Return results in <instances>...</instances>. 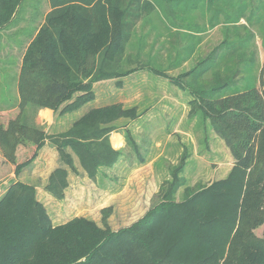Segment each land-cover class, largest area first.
<instances>
[{
	"label": "trees",
	"instance_id": "16d2710c",
	"mask_svg": "<svg viewBox=\"0 0 264 264\" xmlns=\"http://www.w3.org/2000/svg\"><path fill=\"white\" fill-rule=\"evenodd\" d=\"M19 1L0 0V23ZM48 4L24 56L19 112L1 129L0 145L6 161L15 165L14 174L33 161L47 140L60 161L43 186L52 197L64 198L68 171L76 172L73 156L96 187L107 192L122 188L126 171L148 161L147 148L128 129L123 148H114L109 135L119 131L120 119L142 114L136 105L91 107L65 131L51 134L29 123L23 111L78 109L94 99V82L114 78L121 86L123 76L139 69L186 89L190 119L225 140L235 162L223 178L188 184L183 169L189 153L184 151L163 174L149 208L117 229L84 216L52 223L35 187L12 180L0 195V264H264V140L255 158L247 149V137L260 129L264 135V65L258 52V41L264 47V0ZM182 4L205 6L208 28L217 27L220 39L210 43L208 55L174 76L170 68L186 60L192 41L185 39L181 18L170 20L177 25L173 30L161 15L185 13ZM164 6L172 9L163 12ZM27 143L34 151L18 160ZM249 169L255 173L251 181ZM102 211L109 215L108 208ZM259 227L261 234L255 232Z\"/></svg>",
	"mask_w": 264,
	"mask_h": 264
},
{
	"label": "rangeland",
	"instance_id": "374dc122",
	"mask_svg": "<svg viewBox=\"0 0 264 264\" xmlns=\"http://www.w3.org/2000/svg\"><path fill=\"white\" fill-rule=\"evenodd\" d=\"M47 5V0H20L17 7L11 11L10 17L0 23V137L3 136L2 127H6L8 121L15 118L19 112V100L17 99L16 90L19 93L20 71L28 47L40 30L45 12L48 9ZM68 18L70 17L67 16L62 21L56 22V24L60 25L66 22ZM208 33L210 43H216V38L219 37L218 31L211 30ZM258 52L259 63L264 65V47L260 41H258ZM59 70L60 68H58ZM151 79L154 78L150 77V79L145 80L148 82ZM154 80L155 84L156 79ZM134 84L138 85L137 82L128 83L127 79V88H134ZM122 87L117 86L116 88V85L107 87L106 85L104 89H110L111 94L107 98L99 100V102L88 105L83 111L79 110L83 105L75 109V111L79 110L78 117L87 109L98 106V103L104 105L108 102L118 101L125 106L138 104V109L141 110L146 104L142 103L141 98L143 96H136L133 92H131L133 95L124 94L126 92L121 91ZM131 90L134 91V89ZM92 101L94 100L92 99L88 103ZM189 109V104L186 105V108H183V112H185V115L187 114L188 119H190ZM23 113L29 123L36 124L34 108L28 107L24 109ZM161 120L157 111L152 110L147 111L142 117L138 116L135 119L123 118L117 121L118 129L122 135L128 129L135 141L146 146L143 149L147 148L148 157L146 163L126 171L129 175L124 181L123 189L120 192H107L95 187L83 176L79 177V173L76 172H73L74 180L71 181L79 193L75 195L68 194L66 197L64 192V198L62 199L51 196L47 200L37 192V198L44 204L52 223L62 222L73 216H84L94 220L99 225L106 224L110 229L126 227V225L140 218L149 208L151 200L159 188L158 185L163 174L168 173V169H170L168 167L176 164L180 155L186 150L189 157L183 170H185L184 175L188 184H194L198 181L210 183L213 179L223 178L231 170L235 162L234 157L225 140L220 138L215 131L201 129L198 120L195 118L188 120L186 124V119H184L182 123L167 126L162 125ZM260 131L261 129L254 132L252 136L247 137L249 140L247 149L253 154L254 158L264 140V135L260 134ZM206 133L208 134L207 141L209 143L205 141ZM27 144H22L17 153L18 160L22 161L34 151L35 146H32L31 143ZM3 147L0 145V195L6 189L1 190L6 185L5 182L8 185L10 180L18 179L19 176L14 174L15 165L6 161ZM145 150H143V153ZM133 161L136 162V160ZM254 175V169H252L249 181L254 179ZM18 180L20 181V179ZM21 182L28 183L26 181ZM105 208H108V216L102 211ZM262 231V227H259L255 232L261 234Z\"/></svg>",
	"mask_w": 264,
	"mask_h": 264
},
{
	"label": "crops",
	"instance_id": "0c3cea01",
	"mask_svg": "<svg viewBox=\"0 0 264 264\" xmlns=\"http://www.w3.org/2000/svg\"><path fill=\"white\" fill-rule=\"evenodd\" d=\"M47 4H48V0H47ZM47 6L49 9V4ZM181 8L185 10V13L179 15H175L173 13L166 18H164L161 15L162 19L173 30H177V25L172 24L170 20L175 19L174 17H178V19L181 18L182 19L181 25H183V27L185 28L183 31L187 37L185 39H189L190 41H192V45H191L192 49L190 48L189 51L190 55L186 57V60L183 63H181L180 66L170 68L169 73L174 76L179 75L184 70H188L189 67L193 65V63L197 59L204 58L206 55H208L210 48V41L208 39L209 31L216 30V32L218 31V36H219V30L217 29V27L210 30L208 28V17H207L208 15H207V10H205V6L201 7L199 4L197 5L182 4ZM169 9H172V7L164 6V9L162 11L166 12ZM47 11L45 12V15ZM163 12H161L160 14H162ZM192 37H194V42ZM219 39H220L219 37L218 39L216 38V42H218ZM157 48L158 46L156 45L155 49ZM165 56L166 54H164V56L162 57L165 58ZM150 77L156 79L155 84H154L155 82L154 79H151L152 82L151 80L146 82L145 79L148 80V78L150 79ZM127 79H128V83L137 82L138 85L134 84L135 87L131 88L134 89V91L127 88L126 85ZM115 81L116 79L109 78L108 80H101L94 82L92 85L94 90V99H93L94 101H92L91 103L84 104L79 110L83 111L84 108L88 107V105L94 102H99V100L107 98L111 94L110 89L106 90L104 88L106 87V85L107 87L111 85H116ZM121 82L122 85L121 86L116 85V88L117 86L119 88L123 86L121 88V91L126 92L124 94L127 95L134 94L136 96L137 95L143 96L141 98L142 103H146V104L140 110L142 113L140 115L141 117L144 114H146L147 111L156 110L159 118L162 119L161 124L164 126L182 123L184 119H186L185 120V124H186V122L190 120L188 119L187 114L185 115V112H183V108H186V105H188V101L191 97L188 95L186 89L170 83L167 77L165 78L163 75L153 74L147 70L139 69L136 73L130 74L128 76H123ZM123 84L126 86H124ZM131 92H133V94ZM16 95H17V99L19 100V96H18L19 93L17 90H16ZM97 105L100 106L103 105V103H98ZM134 105L138 107V104H134ZM36 110L37 111H35L36 113L35 122L36 124L40 125V127H42L45 133L48 134L65 131V129L68 128L70 124L79 116V110L65 111V113H61V114H59L58 112H54L51 108L49 109L46 107L39 108ZM109 140L114 148H123L125 145L123 135L120 133V131H112L109 135ZM73 159H74V164L76 166V173H79L78 176L79 177L83 176L86 180L90 182V184H93L89 180L87 175L79 167L78 159H76L75 156H73ZM59 164L60 161L58 159V153L56 147L52 145V143H49L46 140L43 143V146L39 148L37 155L34 157L33 161L27 166H25L23 170L17 174L19 175L18 179H20V181H26L28 183H31L35 187V189H37V192H39L40 195H42L45 199L48 200V197L51 198V195L45 189H43V186L48 179L49 173L52 171L53 168H55ZM68 174H69L68 175L69 183L65 191L66 197L68 194L75 195L79 193L77 189L74 188V184L71 181L74 176L73 171L69 170ZM128 175L129 174H127V176ZM5 184L6 185L3 186V188L1 189L2 191L4 190V188H6L7 182H5ZM122 189L123 186L122 188H120L115 192H120Z\"/></svg>",
	"mask_w": 264,
	"mask_h": 264
}]
</instances>
